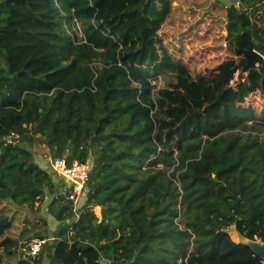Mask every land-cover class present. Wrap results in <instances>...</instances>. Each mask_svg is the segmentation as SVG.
I'll list each match as a JSON object with an SVG mask.
<instances>
[{
	"label": "trees",
	"instance_id": "obj_1",
	"mask_svg": "<svg viewBox=\"0 0 264 264\" xmlns=\"http://www.w3.org/2000/svg\"><path fill=\"white\" fill-rule=\"evenodd\" d=\"M187 1L225 54L196 76L179 56L191 26L171 43L164 32L172 0H0V259L264 264L227 232L264 217V108L248 103L264 96V62L240 71V48L264 56V0ZM34 140L90 163L81 206L34 161ZM46 193L57 227L10 229ZM36 230L37 254L19 251Z\"/></svg>",
	"mask_w": 264,
	"mask_h": 264
},
{
	"label": "rangeland",
	"instance_id": "obj_2",
	"mask_svg": "<svg viewBox=\"0 0 264 264\" xmlns=\"http://www.w3.org/2000/svg\"><path fill=\"white\" fill-rule=\"evenodd\" d=\"M217 2L226 6L224 3H222L221 0H217ZM184 3L188 4L189 2L187 0H172V11L167 24L163 28L165 34L167 35L166 38H168V42L171 43L172 41L171 39H169L171 34L177 35L179 34V30L181 28H187L191 26L190 30H192V33L185 37L182 42L186 43L188 41H193V44L190 45L189 43H187V52H183L179 56H181L190 67L192 76H196L198 74H203L202 66L207 64L215 66L214 64H216L218 60H221L223 57H225V54L222 53V50L220 52L218 48L216 49L214 47L215 40H217L218 38L216 35V31L210 32L207 30L212 23L210 17L206 18V20L203 21L200 11H196L195 14L190 15V12L188 11L189 7H187ZM183 8L187 9L186 12L183 11ZM76 26L78 27V24H76ZM216 50L218 51L216 52ZM185 53H187L188 55H186ZM165 81L166 79L157 78V85L163 86ZM248 103L255 106L256 111L259 113V110L264 108V96L254 93L248 97ZM260 132L264 134V127H262ZM25 146H27L34 152V161L42 168H46L49 165V159L54 158L50 151L46 148V146L38 142L37 140H34L31 144L25 143ZM67 154L68 151L66 150L64 155L67 156ZM51 174L55 180L60 177L59 174L55 172L54 174L51 172ZM57 184L60 193L65 192L66 194L65 185L61 183V181L57 182ZM51 197L52 194L46 193L43 202H41L39 208L35 210H28L27 208L19 209V211H17V219L15 223L17 225H13L10 229L14 230L16 233L22 227H34L36 229L43 228V219L47 222V227L50 230L55 229L57 227L58 222L48 212L47 209V205ZM85 198L86 191H82L79 194H75L74 200L70 201L73 204V208L75 209L81 206L85 201ZM93 209L95 213L99 216L100 212L98 207H94ZM25 216H28L31 220H33V222H26L24 219ZM37 231L39 230L33 231L32 234ZM227 232L229 239H231V241L234 243L240 244L248 242L253 245L264 244V217L260 220V222H258V224L252 226L232 225L227 228ZM30 236L28 240H25L23 237L19 238V251L23 253L26 252V247L24 246V244L27 245L26 242L33 239V237ZM0 260H3L0 262V264H8V261L4 258V255H2Z\"/></svg>",
	"mask_w": 264,
	"mask_h": 264
},
{
	"label": "built area",
	"instance_id": "obj_3",
	"mask_svg": "<svg viewBox=\"0 0 264 264\" xmlns=\"http://www.w3.org/2000/svg\"><path fill=\"white\" fill-rule=\"evenodd\" d=\"M50 168L63 180L65 187L67 188V198L74 200V195L80 192H85L87 189V181L90 172V163L73 161L69 165L64 156L54 157L49 159ZM73 198V199H71ZM41 238H34L27 241L26 252L32 256L36 255L42 242Z\"/></svg>",
	"mask_w": 264,
	"mask_h": 264
},
{
	"label": "water",
	"instance_id": "obj_4",
	"mask_svg": "<svg viewBox=\"0 0 264 264\" xmlns=\"http://www.w3.org/2000/svg\"><path fill=\"white\" fill-rule=\"evenodd\" d=\"M221 1L226 6L234 5L237 8L239 7V0H221ZM240 51L242 52L245 58V62L240 68L241 72H247L249 69L256 68L258 67L259 64H262L264 62V56L254 49L240 48ZM14 139H16V137H14ZM30 237L40 238V232L39 231L34 232ZM245 243L248 244L253 249V251L262 258L264 262V244L253 245L248 242Z\"/></svg>",
	"mask_w": 264,
	"mask_h": 264
},
{
	"label": "crops",
	"instance_id": "obj_5",
	"mask_svg": "<svg viewBox=\"0 0 264 264\" xmlns=\"http://www.w3.org/2000/svg\"><path fill=\"white\" fill-rule=\"evenodd\" d=\"M54 180H55V179H54ZM56 181H58V182H59V181H61V183H62V180H61L59 177L57 178V180H56Z\"/></svg>",
	"mask_w": 264,
	"mask_h": 264
},
{
	"label": "clouds",
	"instance_id": "obj_6",
	"mask_svg": "<svg viewBox=\"0 0 264 264\" xmlns=\"http://www.w3.org/2000/svg\"><path fill=\"white\" fill-rule=\"evenodd\" d=\"M34 239V238H33ZM44 240V239H43Z\"/></svg>",
	"mask_w": 264,
	"mask_h": 264
}]
</instances>
